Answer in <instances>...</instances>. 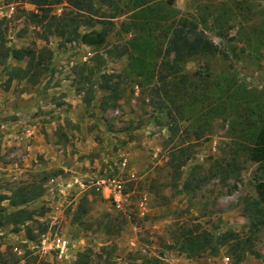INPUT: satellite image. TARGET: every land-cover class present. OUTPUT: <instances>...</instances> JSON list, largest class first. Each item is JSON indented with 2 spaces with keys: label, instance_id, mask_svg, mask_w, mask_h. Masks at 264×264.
Segmentation results:
<instances>
[{
  "label": "rangeland",
  "instance_id": "1",
  "mask_svg": "<svg viewBox=\"0 0 264 264\" xmlns=\"http://www.w3.org/2000/svg\"><path fill=\"white\" fill-rule=\"evenodd\" d=\"M118 1L112 9L92 0L94 15L54 8L80 34L107 30L94 49L43 38L16 17L17 5L0 0L10 65L26 66L29 52L45 59L36 85H0V195L45 189L28 205L38 212L27 224L34 237L0 225V249L51 264H221L225 256L264 264V205L255 191L264 174L246 150L264 114V0ZM179 20L197 23L223 54L173 67L165 52ZM83 64L101 65L87 81L85 67L74 69ZM99 73L119 75L117 99L99 88ZM175 156L186 164L173 167ZM113 180L127 196L122 210L103 191ZM195 227L229 241L188 257L174 237ZM245 248L239 261L234 251Z\"/></svg>",
  "mask_w": 264,
  "mask_h": 264
},
{
  "label": "trees",
  "instance_id": "2",
  "mask_svg": "<svg viewBox=\"0 0 264 264\" xmlns=\"http://www.w3.org/2000/svg\"><path fill=\"white\" fill-rule=\"evenodd\" d=\"M8 4H14L16 6V17L25 19V21L34 27L39 28L42 33V37L46 38L49 35H55L61 40L72 42L73 40L79 41L81 44L98 48L106 43L108 32L106 29L100 31L91 30L85 33H78L77 26L71 21L69 13H63L57 15L53 13L56 6L66 4L73 12L77 14L90 13L97 14L92 0H6ZM102 6L107 8L117 9L120 4L118 0H99ZM24 4H30L34 6L33 10H27L23 8ZM5 18L0 19V69L6 77L5 80H0V85L4 91H9L14 81L26 82L31 85H36L41 81V69L45 59L43 56L36 54V52H29L25 54L28 61L26 66H14L10 65L11 49L6 44V27L4 22ZM223 52L219 46L211 40L204 31H202L198 24L191 20H179L171 29V35L167 43L165 54L172 59L173 67L177 64H183L190 61L192 58L203 54H217ZM52 55V53H50ZM52 58L53 56H48ZM101 64H98L95 68H90L87 64L82 66L77 65L75 70H80L85 67L89 71V76L84 80H90V76L94 74L95 70H99ZM37 66V67H36ZM171 66V67H172ZM174 69V68H172ZM81 74V73H80ZM168 75H161L160 81L163 83L161 89L166 91L164 85ZM99 88L110 91L113 93V98L117 99L118 81L117 74L99 73ZM92 94L90 90L84 93L83 102L87 108L90 107L92 102ZM248 158L251 162L258 165V170L264 174V114L260 120L259 129L254 138L253 144L246 149ZM180 159V160H179ZM173 160H177L175 168L183 167L187 160L175 156ZM255 191L260 202L264 205V179H260L255 184ZM45 193L43 184H32L18 187L10 192L9 195H0V225H12L14 227H24L29 239L34 236L28 223L33 222L37 215V210L28 208L29 204H32L37 199L41 198ZM7 201L9 208H4L1 204ZM40 215V213L38 214ZM41 215H43L41 213ZM175 247L184 250L188 257H200L205 253H216L219 250L220 245H227L229 241V235L225 234L220 238L214 237L210 232L206 230H200L198 227L194 229L181 231L175 237ZM222 241V242H221ZM239 248L242 242H239ZM246 248L241 249L240 252L234 251L235 256L239 261L244 259ZM84 256V255H81ZM25 260L24 263L22 260ZM84 262H81L83 264ZM0 264H51L50 262L41 260L38 256L20 257L12 251H2L0 249ZM154 264H158L155 262Z\"/></svg>",
  "mask_w": 264,
  "mask_h": 264
},
{
  "label": "built area",
  "instance_id": "3",
  "mask_svg": "<svg viewBox=\"0 0 264 264\" xmlns=\"http://www.w3.org/2000/svg\"><path fill=\"white\" fill-rule=\"evenodd\" d=\"M103 191L116 209L122 210L124 208L127 202V196L124 193L123 184L121 182L113 180L112 182L109 183V185L104 187ZM142 213L144 214L143 211ZM172 264H179V263L174 262ZM221 264H231L230 257L228 256L223 257Z\"/></svg>",
  "mask_w": 264,
  "mask_h": 264
},
{
  "label": "crops",
  "instance_id": "4",
  "mask_svg": "<svg viewBox=\"0 0 264 264\" xmlns=\"http://www.w3.org/2000/svg\"><path fill=\"white\" fill-rule=\"evenodd\" d=\"M69 103L70 104H74V105H76V101H69ZM27 133L31 136L32 134H35L36 135V133H35V131L34 130H31V131H27Z\"/></svg>",
  "mask_w": 264,
  "mask_h": 264
}]
</instances>
